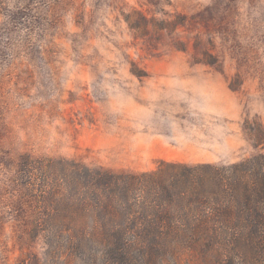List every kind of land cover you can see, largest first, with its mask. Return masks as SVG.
Here are the masks:
<instances>
[{
	"label": "rangeland",
	"instance_id": "374dc122",
	"mask_svg": "<svg viewBox=\"0 0 264 264\" xmlns=\"http://www.w3.org/2000/svg\"><path fill=\"white\" fill-rule=\"evenodd\" d=\"M257 153L264 0H0V264H105L72 245L62 163L141 173ZM202 254L165 263L220 256Z\"/></svg>",
	"mask_w": 264,
	"mask_h": 264
},
{
	"label": "trees",
	"instance_id": "16d2710c",
	"mask_svg": "<svg viewBox=\"0 0 264 264\" xmlns=\"http://www.w3.org/2000/svg\"><path fill=\"white\" fill-rule=\"evenodd\" d=\"M64 165L76 211L72 245L101 251L105 264H166L177 251L264 264V153L226 165L160 161L141 173Z\"/></svg>",
	"mask_w": 264,
	"mask_h": 264
}]
</instances>
